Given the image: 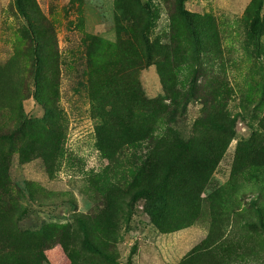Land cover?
Segmentation results:
<instances>
[{"label":"rangeland","instance_id":"1","mask_svg":"<svg viewBox=\"0 0 264 264\" xmlns=\"http://www.w3.org/2000/svg\"><path fill=\"white\" fill-rule=\"evenodd\" d=\"M161 140L213 155L199 201L148 165ZM263 146L264 0H0L11 264H264Z\"/></svg>","mask_w":264,"mask_h":264},{"label":"trees","instance_id":"2","mask_svg":"<svg viewBox=\"0 0 264 264\" xmlns=\"http://www.w3.org/2000/svg\"><path fill=\"white\" fill-rule=\"evenodd\" d=\"M225 141L226 140H224V148L227 147V143ZM254 154L255 155L252 157L251 161L258 166L264 167V146ZM212 157L213 155L210 152H205L203 149H197L195 154H189L185 152L177 154L173 147L168 145L165 140H161L158 144H153L151 146V155L146 159V161L148 165L151 166V169L155 171V174H157L158 171L162 172L164 179L162 186H166L167 182L172 177H178L185 180L184 184L188 187L184 188V194L189 198L195 197V201L197 202L200 199L201 193L203 194L205 192L206 186L209 184V181L207 179V172L210 171L211 174L214 165L216 164ZM185 167H191L192 170L186 173V171L184 170ZM145 173L146 172L143 169V172L141 171V173L139 174V178L142 179ZM151 180L148 181L147 184V193L153 184V181ZM177 193L180 192L175 190V192L172 194H161L160 198L169 208L170 204L176 203L177 205L178 201L177 199H175V194ZM173 206L175 205L173 204ZM192 209V206L188 207V209L185 211V217L189 216L192 213ZM81 227L85 233L84 247L91 253H100L99 249L90 240V237L87 234L86 226L82 224ZM212 230L213 231L211 232L209 239L205 241L203 247L208 245L212 240L215 242L217 235L221 232V225L216 219L214 221ZM254 230H256V227ZM2 240L3 235L0 231V243L2 242ZM198 252L199 251L195 253L193 259L199 258ZM110 260H113V258H110ZM16 261V254L14 255V253H12L10 256L6 257L2 255V251L0 250V264H11L15 263ZM185 264H191V261L188 260Z\"/></svg>","mask_w":264,"mask_h":264}]
</instances>
